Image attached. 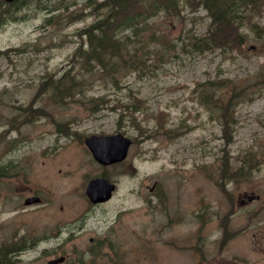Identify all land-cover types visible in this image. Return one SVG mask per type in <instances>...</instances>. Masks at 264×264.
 <instances>
[{
	"label": "rangeland",
	"instance_id": "374dc122",
	"mask_svg": "<svg viewBox=\"0 0 264 264\" xmlns=\"http://www.w3.org/2000/svg\"><path fill=\"white\" fill-rule=\"evenodd\" d=\"M48 2L54 4L53 0ZM96 2L76 0L77 44L86 39L80 32L82 28L102 12L96 7ZM32 6L34 4L26 7L25 12L11 10L12 20L0 29V48L22 42L37 43L34 46L35 54L20 56L10 53L0 58V129L10 124L13 117L16 116L13 122H17L23 116L12 112L1 97L27 102L41 79L40 74L48 69L59 76L68 61L67 57L76 46L71 35L75 24L43 29L38 17L41 11L35 10L33 13L29 10ZM58 10L53 6V11ZM261 12L254 17L256 24L251 23L250 30L243 28L246 42L240 51L233 47L232 50H223L229 45L224 35L237 29L235 25L220 26L223 32L216 49L191 51L189 40L206 34L207 26L214 22L215 17L203 8L189 10V7H185L176 16L156 14L143 22L137 33L131 28L126 29L135 40L128 43L129 48L136 46L137 52L145 53V65L122 70V59L113 48L122 42V27L114 30L115 34L107 42L106 51L99 57L91 62L79 57L81 107L72 104L70 107H53V111L59 120L80 119L76 128L81 133L83 170L79 167L73 171L63 170V180H57L54 184L72 186L70 191L74 194H67L73 206H84L85 221L80 222L82 227L80 223L77 227L80 233L70 234L53 200L45 198V204L37 206L48 214L43 223L50 227L56 224L60 226L61 235L58 237L55 236L58 234L57 229L49 231L59 251L74 254L87 247V264H209L205 260L196 263L187 243L180 238L197 232L202 215L214 213L211 220L214 225L227 208L229 198L239 200L240 197L254 195L258 198L237 201L236 204L242 209L235 213L232 222H247L255 216H264V76L255 75L257 69L264 73V7ZM150 34H155V38L150 39ZM52 38H65L64 44L47 49L38 44L49 42ZM82 44L87 46L86 41ZM159 55H162L161 58ZM112 74L118 80L116 84L113 83ZM220 77L233 79L241 94L248 99L254 98L237 101L233 105L236 112L232 115L234 122L226 154L237 164L251 156L261 160L257 167L249 173L248 170L245 172V178L227 182L226 193L220 190L213 179L224 146L221 122L215 112L212 113L208 106L199 102L196 94V88H200L201 83ZM128 86L145 100L143 110L136 113L137 119H142V126L152 127L161 122L176 127L185 121L189 128L172 137L160 135L140 139L137 127L129 119H122V116L136 110L129 98L122 102V95ZM232 86L231 83L222 86V94L215 99L228 101L233 92ZM138 103L140 101L136 100L135 104ZM118 104L128 107L113 108ZM159 109L162 110V116L156 117L160 113ZM50 124L47 117H38L30 126L20 124L15 128L13 134L24 145L18 154H25L31 164H37L36 154H40L46 145L45 140L36 135L43 129L47 137L51 131L47 128ZM122 130L133 138L124 161L102 165L92 157L83 142V137L92 133L112 134L122 133ZM52 132L62 141L79 148V141L73 138L74 134L64 135L54 129ZM72 155L73 149L67 146L59 152H51L50 159L57 168H77L70 157ZM2 156L15 163L17 173L25 171L27 163L18 157L17 163L12 149L0 142ZM82 175L84 181L81 184ZM98 175L114 182L116 189L109 200L92 204L85 190L84 195L82 190L91 177ZM35 178L39 183V174ZM155 180L163 186L156 193L150 192V185ZM13 183L8 181L7 186L15 189ZM78 189H81L80 194L77 193ZM17 190H21V187ZM163 191L165 196L161 202ZM76 195L84 197L85 205L84 201L74 200ZM2 209L6 208L2 206ZM70 210L67 203L65 211ZM199 212L202 213L198 216ZM19 218L20 221L16 217L19 226L30 231L34 221L21 216ZM8 228L9 225L0 223V229ZM229 248L232 250L235 246L230 244ZM207 254L213 257L216 254L215 246L210 247ZM37 256L35 250L29 247L18 255L19 259L14 264H45L46 259Z\"/></svg>",
	"mask_w": 264,
	"mask_h": 264
},
{
	"label": "bare ground",
	"instance_id": "6f19581e",
	"mask_svg": "<svg viewBox=\"0 0 264 264\" xmlns=\"http://www.w3.org/2000/svg\"><path fill=\"white\" fill-rule=\"evenodd\" d=\"M51 1V0H48ZM47 0H0V29L3 28L12 17L10 15L11 10H17L19 12H25V8L30 4L34 6L30 7L33 13L35 10H40L41 13L38 17L41 19V24L43 29L50 27L52 29H57L59 27H68L75 24V28L71 35L75 39L76 46L72 49L66 65L62 68V73L59 76H55L53 72L48 69H45L42 74H40L41 79L36 85V89L33 94L30 96L27 102H18L12 101L6 97H1L3 103L15 113L22 114L17 122H13L15 117L12 118L10 124L0 129V142L5 143L7 147L12 149L13 155L18 157V159L23 160L27 163L25 171L17 173L15 171V163L10 159L5 157H0V223L9 225L8 229H0V264H14L19 258L18 255L25 249L31 247L38 254L37 257L41 256L45 258V264L48 260H52V264H87V247L83 250L76 251L74 254H68L66 251H59V246L53 242L50 229H57L58 234L55 236H60L61 229L59 224L53 225V227L48 226L46 223H43V220L48 215L44 211L38 209L37 206H42L45 204L46 199H51L57 205L56 210L62 215L65 219V224L67 229L73 235L74 233H80L77 230L79 223L85 221V211L84 206L75 208L73 206V201L70 199L68 192L74 194L71 189L72 186L61 187L55 186L57 180H63L64 174L63 170L73 171L78 169V167L83 170V151H82V139L81 133L78 132L76 126L79 123L80 119L72 118L69 120H59L56 118L53 107H70L72 104H76L81 107L80 104V80H79V68L78 62L80 57V42L77 44L78 32H77V8L76 0H53L54 4H50ZM115 1V0H114ZM112 3V2H111ZM117 3V2H115ZM114 4V2H113ZM111 5V7L113 6ZM122 5V4H121ZM53 6L59 9L57 12L53 11ZM116 6V5H115ZM117 8V7H116ZM114 9V8H113ZM117 10H120L119 8ZM27 11V10H26ZM116 11V10H115ZM74 13L72 15V21H66L63 17V14ZM65 38H52L49 42L38 43L44 49L50 47H59L63 45ZM37 43L31 42H22L16 46H7L0 48L9 52V54L14 55H23V54H35L36 51L34 46ZM8 54V55H9ZM7 55V56H8ZM1 55L0 58H5ZM62 67V66H61ZM67 76L74 77V81L79 83L77 85L74 81H70V86L66 88L63 86L67 80ZM50 87V90L38 91L39 83L42 81ZM56 86V87H55ZM53 87H55L53 89ZM41 111V114L34 118H29L28 114L30 112ZM38 117H47L50 121V126L47 127L51 131L46 137L44 130L41 129L40 132L36 135L45 140V148L41 150L40 154H36V159L38 160L37 164H31L27 160L25 154H18L24 145L21 140H18L17 137L13 134L16 132V129L20 124L25 126H30L33 124L34 119ZM57 131L64 135H72L75 140L79 141V148L73 145H69L62 141L55 133ZM48 130V129H46ZM95 136V137H104L113 140L116 143V147L113 149V156L117 159L107 162H101L90 150L91 147L86 143L85 138ZM96 142V140H94ZM83 142L85 146L90 151L92 157L102 165L114 164L119 161H122V133L116 132L112 134H89V136L83 137ZM70 146L73 149L74 155L70 156L77 166V168H70V166L59 167L57 168L50 159L51 152H59L60 150ZM29 150V148H27ZM26 149V150H27ZM17 152V153H15ZM15 153V154H14ZM18 155V156H17ZM17 159V163H18ZM39 174L38 181L35 178V175ZM98 178L106 179L113 188L110 192L97 186L96 181ZM8 181H11L16 185V188L7 186ZM84 181V175H82V182ZM92 184L94 191L98 192L100 195L105 196L103 199L93 200L90 199L86 191V186ZM81 186V185H80ZM18 187H21V190H17ZM85 187V189H84ZM83 187L82 194L87 196V199L92 204L103 203L112 197L116 186L115 183L110 181L107 177L103 175H98L91 177L87 184ZM77 193H81V189H78ZM74 200L84 201V197L76 195L73 197ZM69 204L71 210L66 212L65 209ZM2 206L6 208L2 209ZM22 217L25 220L34 221L33 227L30 231H26L19 226V217ZM17 217V219H16ZM20 221V220H19ZM80 227H82L80 223ZM92 252V251H91ZM88 253V252H87ZM89 254V253H88ZM63 256L64 259L60 262L55 260L56 257ZM11 259L13 261H11Z\"/></svg>",
	"mask_w": 264,
	"mask_h": 264
},
{
	"label": "trees",
	"instance_id": "16d2710c",
	"mask_svg": "<svg viewBox=\"0 0 264 264\" xmlns=\"http://www.w3.org/2000/svg\"><path fill=\"white\" fill-rule=\"evenodd\" d=\"M96 2V7L102 9L100 16H97L88 26L82 28L80 31L82 35H85L87 46H83L82 43L85 41H80V58L86 62H91L95 57H99V54H102L106 51L108 46V41H111L115 32L114 30H120L122 27V42H118L113 46L116 51L115 54L122 59V70L129 69V67H136V65H145L144 63V52H137V47L129 48V42H134L135 40L131 38L130 33L126 30L131 28L134 33H137V30L140 28V25L143 24L146 20L153 18L156 14L162 13L164 15H179V13L185 7H189V10L203 8L209 15L215 17L214 22L210 23L207 27V33L197 37L195 39L189 40L190 50H195L201 52L204 49L214 50L217 46L220 45V37L222 32L220 26H232L235 25L237 29L227 32L224 35L225 40L228 41V48L223 47L224 51L237 49L240 51V47L246 42L245 31L243 28L249 29L251 23H255L254 17L259 16L264 7V0H93ZM112 2V3H111ZM114 2V4H113ZM117 2V3H115ZM113 6L111 7V5ZM122 4V5H121ZM116 5V6H115ZM117 7V8H116ZM114 8V9H113ZM120 10H117V9ZM116 10V11H115ZM74 13L63 14V17L66 21H72V15ZM247 24V25H246ZM225 27V28H226ZM213 28V31H212ZM253 30H256L255 27H252ZM155 38V34H150V39ZM172 43V42H171ZM173 44V43H172ZM167 44L164 46V50ZM1 55H8L9 52L0 50ZM162 55H159L161 58ZM110 71V70H108ZM113 72V71H111ZM255 75L264 76V73L261 70L257 69ZM67 80L63 86L68 88L70 86V81H74V77L67 76ZM116 76L112 74L113 83H117ZM77 85L76 81H74ZM233 85V92L230 94V99L226 102L218 101L215 97H219L222 94L221 87L224 85L230 84ZM56 87V86H55ZM53 87V89L55 88ZM125 89L126 92L122 95V102L127 101L128 98L131 101V106L134 105L136 110L133 113L129 114L131 123L139 129L143 137H152L157 135H166L172 137L176 134L182 133L185 129L189 128V124L183 121V123L177 125L175 128H165V124L160 123L157 127V124L149 126H142V119L138 118V112H141L144 107L145 100L144 98L138 96L136 91L130 86ZM50 90V87L47 86L43 80L40 81L38 91ZM215 93H218L215 96ZM196 94L199 99V102L208 106V109L214 114L218 121H221L223 133L225 140H229L231 135V120L232 113L236 112L233 106L237 101L248 100L243 93L241 94L239 89H236V83L231 78L220 77L219 79H207L206 82L200 84V88H196ZM136 100H139L140 103L135 104ZM89 103L93 104L92 101ZM117 107L128 106L126 104H118ZM156 117L162 116V110ZM41 114V111L30 112L28 114L29 118L37 117ZM155 117V116H154ZM145 125V124H144ZM185 126V127H184ZM154 127V128H153ZM184 127V129H183ZM145 133V134H143ZM227 163V160L224 162ZM242 172V171H241ZM228 176H224L223 181ZM224 186V183H221V187ZM11 261H13L11 259Z\"/></svg>",
	"mask_w": 264,
	"mask_h": 264
},
{
	"label": "flooded vegetation",
	"instance_id": "af4514ba",
	"mask_svg": "<svg viewBox=\"0 0 264 264\" xmlns=\"http://www.w3.org/2000/svg\"><path fill=\"white\" fill-rule=\"evenodd\" d=\"M216 229L215 234L213 230L200 226L197 228L198 234L194 236L201 243L199 249L203 253L205 248L215 246L216 254L209 258L207 261L209 264H264V219L245 223L223 222L221 225L218 224ZM245 233L247 235L246 245L230 250L232 239ZM193 254L195 262H200L201 254L197 250Z\"/></svg>",
	"mask_w": 264,
	"mask_h": 264
},
{
	"label": "water",
	"instance_id": "95a60500",
	"mask_svg": "<svg viewBox=\"0 0 264 264\" xmlns=\"http://www.w3.org/2000/svg\"><path fill=\"white\" fill-rule=\"evenodd\" d=\"M86 139V143L88 144V146L91 147V151L93 152V154L99 159L101 160V162H107V161H112L115 160L117 158H115L113 156V149L116 147V143L108 138H104V137H95V136H90L89 138H85ZM96 140V142L94 141ZM130 140L126 137H124L122 135V158L125 157L126 155V151L128 148ZM97 186H100L102 188H104L107 193L110 192V190L113 188L112 184H110L106 179L103 178H98L96 181ZM86 191L88 193V195L90 196V199L92 198L93 200H98V199H103L105 196L100 195L98 192L94 191L92 184H89L88 186H86ZM64 259L63 256H59L56 257L55 260L57 262H60ZM47 264H52V260H48Z\"/></svg>",
	"mask_w": 264,
	"mask_h": 264
}]
</instances>
